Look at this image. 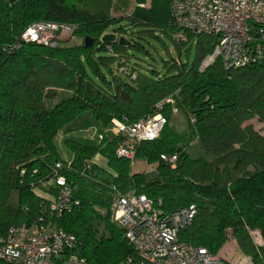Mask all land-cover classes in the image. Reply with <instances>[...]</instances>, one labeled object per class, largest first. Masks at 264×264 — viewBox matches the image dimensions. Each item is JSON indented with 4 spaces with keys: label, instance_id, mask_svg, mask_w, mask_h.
Segmentation results:
<instances>
[{
    "label": "trees",
    "instance_id": "16d2710c",
    "mask_svg": "<svg viewBox=\"0 0 264 264\" xmlns=\"http://www.w3.org/2000/svg\"><path fill=\"white\" fill-rule=\"evenodd\" d=\"M145 1L0 0V236L37 218L48 201L36 190L54 196L58 188L48 182L60 175L80 201L55 224L76 237L88 264H134L127 262L135 254L122 229L109 221L112 186L144 194L164 212L195 204L192 223L178 234L181 241L216 255L232 238L250 264H264V244L254 239L256 232L264 239V60L225 70L216 59L200 71L215 36L188 34V42H179L171 0H165L164 13L156 0L147 7ZM39 21L74 25L70 37L82 41L66 45L60 39L54 47L21 42L26 27ZM130 27L142 37L161 32L178 50L194 44L195 58H170L161 70L142 71L129 51H148L140 41L126 40ZM107 32L117 35L114 42L100 40ZM85 37L92 38L88 47ZM55 92L60 97L48 108ZM168 97L172 103L159 110L167 119L159 136L136 148V159L155 165L154 177L132 173L130 162L116 154L122 138L110 130L112 120L135 122ZM174 110L185 117L187 132L169 124ZM254 119L262 124L258 130ZM87 122L102 138L66 137L60 144L69 156L62 158L59 134ZM196 138L201 153L191 156L187 147ZM174 153L173 167L160 158ZM97 155L105 165L94 161ZM65 160L69 167H54Z\"/></svg>",
    "mask_w": 264,
    "mask_h": 264
},
{
    "label": "built area",
    "instance_id": "2783aa9c",
    "mask_svg": "<svg viewBox=\"0 0 264 264\" xmlns=\"http://www.w3.org/2000/svg\"><path fill=\"white\" fill-rule=\"evenodd\" d=\"M170 15L177 29L174 38L179 42H188V34L215 36L213 50L200 62V71L216 59L225 70L264 60V0H171ZM74 29L67 23L34 22L21 33L20 40L54 47L61 42V35H71ZM172 101L170 97L164 99L153 114L135 122L126 117L113 119L110 130L122 138L116 154L133 165L137 146L159 136L167 122L159 110ZM190 120L194 122L193 118ZM92 129L95 137L101 139L102 134L95 127ZM160 158L173 167L178 154H161ZM90 164L91 160L86 161L85 167ZM69 165L70 161L65 160L56 162L54 167ZM48 183L58 188L57 193L44 195L48 203H42L37 218L13 225L0 236V264H88L76 237L55 224V219L79 205L80 200L65 177L55 175ZM111 191L109 221L122 229L135 254L127 258L128 263L228 264L206 248L179 239V232L192 223L197 213L195 204L164 212L153 200L134 190L123 193L112 186Z\"/></svg>",
    "mask_w": 264,
    "mask_h": 264
},
{
    "label": "rangeland",
    "instance_id": "374dc122",
    "mask_svg": "<svg viewBox=\"0 0 264 264\" xmlns=\"http://www.w3.org/2000/svg\"><path fill=\"white\" fill-rule=\"evenodd\" d=\"M148 0L145 1L144 6L147 7L148 6ZM156 9L161 12L164 13L165 11V0H156ZM131 29L132 32H130L128 35H126V40L129 41L131 38H134L138 41H140L146 48V50L148 51L147 54H139V53H132V51H129V54L133 57V62H137L139 64L140 70L142 71H148L152 68L157 69V70H161V64L166 61L167 59H174V60H180L181 62H186L187 59L189 62L193 61L195 58V45H191L190 50L189 47L190 45H186V47H180V49L178 50V48L175 46V44L173 43L172 39L161 33L158 32L156 33L157 37H142L141 34H136L137 30L133 29L132 27L128 28ZM117 37V35H116ZM61 39H63L62 41H66L64 42V44L66 45H76V44H80L81 43V38L76 37V36H71L68 34H63L61 35ZM188 51V52H187ZM113 68H116V64L113 65ZM67 93H63V96H67ZM60 94H58L57 92L53 93L52 95V102L48 101L46 103V106L48 108H51L56 101L59 99ZM250 123L253 125V127L255 129H260V127L262 126V124L257 120L254 119L252 121H250ZM169 124L171 125V127H173V129L177 132H181V133H185L189 130L188 124L186 122L185 117L179 112V111H173L172 112V117L171 120L169 121ZM91 122H87L83 125H81L80 127L74 129L72 132L70 133H60L58 136V139L60 140V142L57 141L58 145V151L59 154L62 158H66L69 156L68 152L65 150V148L63 147L62 141L63 139H65L66 137H70V138H78V137H92L95 138V134H94V129H92L91 127ZM199 143V139L196 138L194 139L187 147L188 152L191 154V156H198L201 153V147H199V145L197 144ZM132 170L135 172H144L147 173V177L148 178H153L154 174H155V165H149L146 163L145 160L142 159H136L135 158V162L132 165ZM36 192L42 196L46 195L45 193L36 190ZM16 200V194H13L12 197V201L15 202Z\"/></svg>",
    "mask_w": 264,
    "mask_h": 264
},
{
    "label": "crops",
    "instance_id": "0c3cea01",
    "mask_svg": "<svg viewBox=\"0 0 264 264\" xmlns=\"http://www.w3.org/2000/svg\"><path fill=\"white\" fill-rule=\"evenodd\" d=\"M147 1V0H146ZM58 142L60 140L58 139ZM94 161L100 165H105V159L97 155L94 157ZM151 166V165H150ZM132 173H137L132 170ZM254 239L258 244H264V239H262L258 232L254 233ZM216 256L223 262L228 264H250V258L244 255L237 247L236 242L230 238L218 251Z\"/></svg>",
    "mask_w": 264,
    "mask_h": 264
},
{
    "label": "water",
    "instance_id": "95a60500",
    "mask_svg": "<svg viewBox=\"0 0 264 264\" xmlns=\"http://www.w3.org/2000/svg\"><path fill=\"white\" fill-rule=\"evenodd\" d=\"M10 4H13L15 3L17 0H8ZM100 40L102 42H114L116 40V34L115 33H112V32H107V33H104ZM124 40L122 37L119 38V43H123ZM92 44V38L90 37H85L84 39V45L85 46H90Z\"/></svg>",
    "mask_w": 264,
    "mask_h": 264
}]
</instances>
